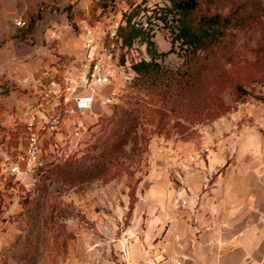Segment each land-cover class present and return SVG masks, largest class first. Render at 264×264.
I'll list each match as a JSON object with an SVG mask.
<instances>
[{"label":"rangeland","instance_id":"obj_1","mask_svg":"<svg viewBox=\"0 0 264 264\" xmlns=\"http://www.w3.org/2000/svg\"><path fill=\"white\" fill-rule=\"evenodd\" d=\"M141 1L11 0L15 15L0 49L8 48L18 66L29 64L30 74L19 73L16 82L0 77L6 108L0 122V264H122L124 247L142 238L148 215L142 207L151 204L144 180L154 168L176 155L185 160L183 149L212 145L233 130L264 131V0H199L197 16L218 13L237 21L217 44L194 55L176 46L158 60L160 77L151 79L136 78L131 69L133 61L150 60L146 44L118 47L115 77L95 91L85 127L76 132L67 118L44 138L42 164L34 163L27 112L81 73L87 25L124 24L123 13ZM144 1L150 7L168 3ZM19 19L24 26L16 25ZM6 26L0 24V33ZM156 28L157 50L170 51L168 28ZM22 97L30 101L19 110ZM16 166L20 173L13 172ZM185 169L182 164L170 173L177 209H187L175 203L187 197L185 187L195 194Z\"/></svg>","mask_w":264,"mask_h":264},{"label":"crops","instance_id":"obj_2","mask_svg":"<svg viewBox=\"0 0 264 264\" xmlns=\"http://www.w3.org/2000/svg\"><path fill=\"white\" fill-rule=\"evenodd\" d=\"M10 4L11 0H0V14H4L0 24L7 25L0 33V43L9 35V22L15 15ZM7 51L6 47L0 49V77L6 74L10 82H16L19 73L30 74V65L18 66L16 56L11 59ZM29 101L27 97L18 99L17 109ZM1 105L0 122L6 113ZM181 152L185 160H178L176 155L173 162L161 163V168L158 165L144 180V198L151 204L142 207L148 214L140 232L142 238L128 243L119 260L138 264L147 256V247L166 241L171 254L184 256V264H264V131L233 130L212 145ZM182 164L187 185L199 196L196 210L193 199L187 209L172 205L177 185L170 173Z\"/></svg>","mask_w":264,"mask_h":264},{"label":"built area","instance_id":"obj_3","mask_svg":"<svg viewBox=\"0 0 264 264\" xmlns=\"http://www.w3.org/2000/svg\"><path fill=\"white\" fill-rule=\"evenodd\" d=\"M15 23L24 26L25 21L19 19ZM119 25L116 22L106 29L105 22L100 20L87 25L84 30L85 57L81 73L76 78L67 79L62 87H55L50 95H46L48 98H43L45 103L37 102L35 108L27 112L25 123L29 129V153L34 158V163L42 164L39 155L44 138L58 132L67 118L76 132L85 127V115L95 100V91L109 85L115 77L118 47L121 46L117 35ZM127 64L125 59V64L121 67ZM12 170L15 173L21 172L17 166ZM183 191L187 193V197H179L175 203L188 208L191 205L190 200L193 199L192 208L196 210L199 196L191 193L187 187ZM146 251L147 256L138 264H163L169 261L173 264H184V256L171 254L166 241L160 244L154 242Z\"/></svg>","mask_w":264,"mask_h":264},{"label":"trees","instance_id":"obj_4","mask_svg":"<svg viewBox=\"0 0 264 264\" xmlns=\"http://www.w3.org/2000/svg\"><path fill=\"white\" fill-rule=\"evenodd\" d=\"M164 5L150 7L146 1L131 4L123 13L118 27V38L123 48L131 49L135 42L146 44L150 60L133 61L131 69L136 78H159L162 73L160 58L180 47L186 54L194 55L217 44L226 31L237 22L233 16L218 13L197 16L199 0H167ZM168 28L172 48L159 52L154 41L156 27Z\"/></svg>","mask_w":264,"mask_h":264}]
</instances>
